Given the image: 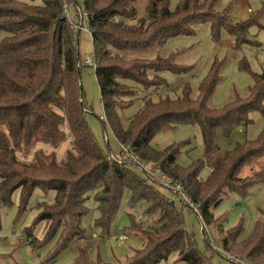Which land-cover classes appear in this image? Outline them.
Instances as JSON below:
<instances>
[{"label":"trees","instance_id":"trees-1","mask_svg":"<svg viewBox=\"0 0 264 264\" xmlns=\"http://www.w3.org/2000/svg\"><path fill=\"white\" fill-rule=\"evenodd\" d=\"M170 1L83 0L81 9L92 36L104 123L120 146L130 145L125 154L121 149L107 152L89 125L91 108L81 88L77 42V28L83 26L84 15L78 23L68 18L65 0H0V200L9 201L18 188L24 200L37 187L54 189V203L45 204L43 214L53 221L52 226L56 224L49 234L61 224L70 238L82 237L81 217L89 210L90 197L98 204L96 224L105 231L128 192L130 206L145 205L143 212L150 215V222L129 214L127 230L141 242L123 264H159L173 252L187 264H214L185 228L182 210L160 189L161 181L147 177L129 160L131 154L155 164L172 184L182 183L185 197L209 224L214 221L210 208L220 197L229 192L246 197L254 183L264 182L261 169L243 172L248 166L252 170L254 161L264 157V129L218 157L205 179H199L203 159L187 166L179 164L180 143L164 148L152 144L163 130L183 123L198 124L204 150L210 154L218 129L229 136L236 126L250 123L251 110L264 112V71L253 73L246 99L238 97L221 108L208 105L219 80L218 63L199 85L196 96L187 83L181 95L160 94L166 81L158 71L180 72L187 67L174 62L172 55L143 58L129 55L131 51L187 33L198 19H210L216 31L226 28L240 45L251 41L248 27L256 20L231 22L227 7L215 9L217 0H181L175 9L170 8ZM149 70L155 74L149 75ZM140 89L147 93L144 105L124 120L120 110L134 104ZM39 143L48 144L49 149ZM260 214L253 233L243 241L237 239L240 227L222 232V248L264 264V208Z\"/></svg>","mask_w":264,"mask_h":264},{"label":"rangeland","instance_id":"rangeland-1","mask_svg":"<svg viewBox=\"0 0 264 264\" xmlns=\"http://www.w3.org/2000/svg\"><path fill=\"white\" fill-rule=\"evenodd\" d=\"M180 1L171 0L170 8L175 9ZM65 3L69 17L78 23L79 17L84 15L81 9L83 0H65ZM226 7L231 22L238 23L255 17V22L248 27V37L251 41L237 45L236 39L226 28L222 27L216 31L210 19H198L189 26L187 33L173 34L164 41L157 40L150 48L129 53L131 56L143 58L172 55L174 62L187 67V70L180 72L170 69L158 71L160 77L166 81L160 94L181 95L187 83L193 89V96H196L199 85L214 64L218 63L216 67L219 80L208 98V105L212 108H221L238 97L246 99L249 96L250 86L254 81L253 73L264 71V0H217L215 5L217 11H222ZM86 19L87 16L84 15V27L77 28V42L81 62V88L86 105L91 108L88 121L105 150L117 153L121 146L111 128L104 123L106 119L95 72L94 46ZM2 36L3 33L0 32V38ZM87 58L92 59L94 63L86 64ZM148 73L151 76L155 74L153 70H149ZM146 95L147 93L140 89L134 104L120 110L124 120L144 105ZM151 97L155 98L157 95L152 94ZM262 99L264 107V97ZM248 115L250 123L236 126L229 136H224L220 129L217 130L214 138L215 147L210 154L204 150L198 124L183 123L173 129L163 130L155 135L152 144L164 148L173 143H180L181 153L177 158L179 164L187 166L195 160L203 159L204 169L199 179H205L214 168L218 157L232 148L236 142L255 138L264 129V112L251 110ZM39 145L45 150L49 149L48 144ZM252 166H254L252 170H248L250 167L248 166L243 172L247 170L246 174H249L258 169L264 172V157L255 160ZM164 176L166 177L165 174L158 175V179L162 181L160 189L182 210L185 228L194 235L199 248L211 256L214 264H259L245 255L228 253L220 244V236L222 232L226 234L232 230L231 228L236 227L241 228L237 236L238 241H243L253 233L256 222L261 217L260 208H264V182L254 183L246 197L233 192L220 197L221 200L210 208V215L214 221L209 224L189 197L186 198L180 191L172 192L166 188ZM181 184L177 183V187L182 190ZM55 195L54 189L45 190L37 187L28 200H24V194L18 188L13 191L9 201L0 200V264H123L141 242L134 232L127 230L130 225L129 214H136L145 222H150L147 219L150 215L143 212L145 205L131 207L128 203V192H125L113 222L103 231L101 226L96 224L99 210L97 201L92 196L87 200L88 212L81 217L82 237L68 238L64 235L61 224L50 235L56 224L52 226L53 221L43 214L45 204L54 203ZM34 237L37 239L32 240ZM159 264L187 262L173 252Z\"/></svg>","mask_w":264,"mask_h":264},{"label":"built area","instance_id":"built-area-1","mask_svg":"<svg viewBox=\"0 0 264 264\" xmlns=\"http://www.w3.org/2000/svg\"><path fill=\"white\" fill-rule=\"evenodd\" d=\"M65 14H66V16L68 17V18H71V17H69V13H68V8H67V6H65ZM84 26H79V28H83ZM85 63L86 64H89V65H91V64H93L94 63V61L92 60V59H90V58H87L86 60H85ZM130 149H131V147H130V145H122L121 146V150H123L124 151V153L126 154V153H128L129 151H130ZM129 160L133 163V164H135L139 169H141L144 173H145V175L147 176V177H151V178H154V179H157V180H159L158 179V175H160V174H162L161 173V171L155 166V164H153L152 162H149V161H145V160H142V159H139V158H137L135 155H133V154H131L130 156H129ZM160 173V174H159ZM167 177H165L164 176V178L163 179H165L166 181H164V183H165V185L167 186V187H171L173 190H175L176 192H178L179 193V191L180 192H182V190L179 188L178 189V187H177V184L175 185V184H172L171 182H170V180L167 178ZM161 181V180H160ZM162 182V181H161ZM183 193V192H182ZM178 196H179V194H178ZM181 200H182V198H181Z\"/></svg>","mask_w":264,"mask_h":264}]
</instances>
